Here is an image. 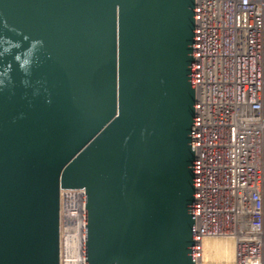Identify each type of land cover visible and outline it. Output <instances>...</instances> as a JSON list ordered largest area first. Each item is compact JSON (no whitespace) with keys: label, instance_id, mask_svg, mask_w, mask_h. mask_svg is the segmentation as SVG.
<instances>
[{"label":"water","instance_id":"obj_1","mask_svg":"<svg viewBox=\"0 0 264 264\" xmlns=\"http://www.w3.org/2000/svg\"><path fill=\"white\" fill-rule=\"evenodd\" d=\"M194 0H0V264H195Z\"/></svg>","mask_w":264,"mask_h":264},{"label":"built area","instance_id":"obj_2","mask_svg":"<svg viewBox=\"0 0 264 264\" xmlns=\"http://www.w3.org/2000/svg\"><path fill=\"white\" fill-rule=\"evenodd\" d=\"M194 92L195 264L219 235L264 264V0H194Z\"/></svg>","mask_w":264,"mask_h":264},{"label":"bare ground","instance_id":"obj_3","mask_svg":"<svg viewBox=\"0 0 264 264\" xmlns=\"http://www.w3.org/2000/svg\"><path fill=\"white\" fill-rule=\"evenodd\" d=\"M77 193L80 194L82 201V194ZM67 217L71 221L69 213ZM78 223V228L77 226L72 228V236L67 235L64 238L66 258L63 260L61 256V264H84V207ZM201 245L203 249L202 264H250L248 258L256 254L254 243L240 242L234 235L210 236L203 239ZM211 258L218 260H211Z\"/></svg>","mask_w":264,"mask_h":264},{"label":"rangeland","instance_id":"obj_4","mask_svg":"<svg viewBox=\"0 0 264 264\" xmlns=\"http://www.w3.org/2000/svg\"><path fill=\"white\" fill-rule=\"evenodd\" d=\"M64 195L66 196V199H64L65 200L64 203L66 205V209H65V211L62 210V213H61L62 217H61V220H60V244L62 242V245H60V249H61V256H62L63 260L66 258L64 238L67 235H71L72 236V231H73L72 228L74 226H77V228H78L79 216H80L81 213L83 214V204H82V201H81L80 194L77 193V192L76 193L74 192V194H73V192L72 193L64 192ZM68 213H69V216L71 217V221L68 220V217H67ZM66 217H67L68 222L66 220ZM211 260H216L217 261L218 259L217 258L216 259L211 258Z\"/></svg>","mask_w":264,"mask_h":264}]
</instances>
